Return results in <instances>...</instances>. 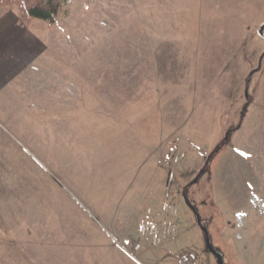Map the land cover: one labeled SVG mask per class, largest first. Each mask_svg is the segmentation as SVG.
<instances>
[{
    "label": "rangeland",
    "instance_id": "1",
    "mask_svg": "<svg viewBox=\"0 0 264 264\" xmlns=\"http://www.w3.org/2000/svg\"><path fill=\"white\" fill-rule=\"evenodd\" d=\"M20 21L0 264H219L208 244L264 264V0H62L54 24ZM144 222L170 231L133 252Z\"/></svg>",
    "mask_w": 264,
    "mask_h": 264
},
{
    "label": "crops",
    "instance_id": "2",
    "mask_svg": "<svg viewBox=\"0 0 264 264\" xmlns=\"http://www.w3.org/2000/svg\"><path fill=\"white\" fill-rule=\"evenodd\" d=\"M16 11L15 6L0 7V86L9 83L10 63L18 55L15 53L18 45L33 43L31 31L20 21Z\"/></svg>",
    "mask_w": 264,
    "mask_h": 264
},
{
    "label": "trees",
    "instance_id": "3",
    "mask_svg": "<svg viewBox=\"0 0 264 264\" xmlns=\"http://www.w3.org/2000/svg\"><path fill=\"white\" fill-rule=\"evenodd\" d=\"M61 4L62 0H0V7L15 5L22 21L28 22L32 19H41L49 25L57 21Z\"/></svg>",
    "mask_w": 264,
    "mask_h": 264
},
{
    "label": "built area",
    "instance_id": "4",
    "mask_svg": "<svg viewBox=\"0 0 264 264\" xmlns=\"http://www.w3.org/2000/svg\"><path fill=\"white\" fill-rule=\"evenodd\" d=\"M170 227L155 222H144L138 230V239L132 242L133 252H139L142 249V241H147L149 245L156 246L169 233ZM179 264H197L191 256H182L179 258Z\"/></svg>",
    "mask_w": 264,
    "mask_h": 264
},
{
    "label": "water",
    "instance_id": "5",
    "mask_svg": "<svg viewBox=\"0 0 264 264\" xmlns=\"http://www.w3.org/2000/svg\"><path fill=\"white\" fill-rule=\"evenodd\" d=\"M263 28H264V24H263V25L261 26V28L259 29V33H260L261 35H263ZM197 220L199 221V219H197ZM201 227L204 228L202 225H201ZM204 230H205V228H204ZM208 249H209V251H210L211 253H213V254L215 255V257L218 259L219 264H223V263H222V255H221L220 253L216 252L210 244H208Z\"/></svg>",
    "mask_w": 264,
    "mask_h": 264
},
{
    "label": "snow or ice",
    "instance_id": "6",
    "mask_svg": "<svg viewBox=\"0 0 264 264\" xmlns=\"http://www.w3.org/2000/svg\"><path fill=\"white\" fill-rule=\"evenodd\" d=\"M235 151L244 157H248L250 155V153L241 151V149H239V148L235 149Z\"/></svg>",
    "mask_w": 264,
    "mask_h": 264
},
{
    "label": "flooded vegetation",
    "instance_id": "7",
    "mask_svg": "<svg viewBox=\"0 0 264 264\" xmlns=\"http://www.w3.org/2000/svg\"><path fill=\"white\" fill-rule=\"evenodd\" d=\"M213 254V253H212ZM214 255V254H213ZM215 256V255H214Z\"/></svg>",
    "mask_w": 264,
    "mask_h": 264
}]
</instances>
